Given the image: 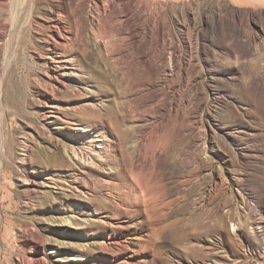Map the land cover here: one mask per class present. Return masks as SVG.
Here are the masks:
<instances>
[{
	"label": "rangeland",
	"instance_id": "1",
	"mask_svg": "<svg viewBox=\"0 0 264 264\" xmlns=\"http://www.w3.org/2000/svg\"><path fill=\"white\" fill-rule=\"evenodd\" d=\"M1 163L0 264H264V0H0Z\"/></svg>",
	"mask_w": 264,
	"mask_h": 264
},
{
	"label": "bare ground",
	"instance_id": "2",
	"mask_svg": "<svg viewBox=\"0 0 264 264\" xmlns=\"http://www.w3.org/2000/svg\"><path fill=\"white\" fill-rule=\"evenodd\" d=\"M62 148H63L62 154L64 155V158L65 157L70 158L72 161H77V163L81 164V165L82 164L87 165V166L95 165L94 158L89 153L85 152L84 150H80V148H78L76 145H73L71 141L62 142ZM26 149H27V147H26ZM27 153H28V149H27ZM2 166L3 165L1 163L0 169L2 168ZM63 222L66 223L65 221H63ZM66 224H68V223H66ZM51 250H53V252H54V248H51Z\"/></svg>",
	"mask_w": 264,
	"mask_h": 264
}]
</instances>
